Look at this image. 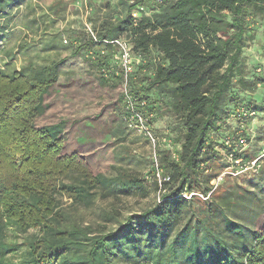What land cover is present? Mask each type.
<instances>
[{"label":"trees","instance_id":"1","mask_svg":"<svg viewBox=\"0 0 264 264\" xmlns=\"http://www.w3.org/2000/svg\"><path fill=\"white\" fill-rule=\"evenodd\" d=\"M23 5L32 10L33 1L0 0V56L11 61L15 54L4 43ZM102 7L105 12L91 19L95 38L72 32L65 44L59 30L44 51L67 48L85 58L93 81L72 82L120 90L102 133L108 144L109 135L137 131L129 127L124 75L114 68L118 48L111 44L122 37L131 41L135 68L128 88L138 111L152 114V131L162 105L179 119L173 130L178 158L170 149L161 158L163 175L171 179L161 200L143 212L126 218L105 212L114 228L64 225L58 193L91 204L97 195L148 198L149 187L127 171L110 176L95 169L91 155L73 147L98 142L90 131L95 127L78 128L73 118L50 113L64 60L0 70V264H264V171L248 178V186L227 185L229 175L211 193L213 179L229 168L234 148L226 145L228 137L259 119L256 145L264 139V73L245 53L264 20V0H104ZM61 9L63 1L49 6L53 14L42 22L53 24ZM241 108L257 118L243 116ZM257 151L244 156L251 159ZM67 178L69 184L62 182ZM187 193L211 195L206 200ZM30 230L36 233L28 235ZM10 234L27 236L19 242Z\"/></svg>","mask_w":264,"mask_h":264},{"label":"rangeland","instance_id":"2","mask_svg":"<svg viewBox=\"0 0 264 264\" xmlns=\"http://www.w3.org/2000/svg\"><path fill=\"white\" fill-rule=\"evenodd\" d=\"M31 1H33L32 10L25 9V5L19 8L21 12L15 20V25L11 26L10 40L4 43L7 44L9 50L13 51L15 58L11 61L10 59H6L5 54H2L0 56V70L4 69L6 72H11L13 70H19L22 66L32 62L46 64L51 60H64V64L60 69L61 77L57 85L58 93L51 96L53 100L50 113H59L62 117L73 118V120L80 122L77 125L78 128L84 127L87 124L94 126L95 129H91L90 131L94 137L97 136L98 139L100 138L98 142H96L97 140H93L95 143H91L84 148H80L77 142H73V147L81 153L91 155L92 166L95 169L110 176L117 175L121 171L138 175L145 180V184L148 185L150 191L148 198L123 194L116 197H101L97 195L91 204L75 202L63 193H58L57 198L60 202V209L67 219L64 225L74 224L82 227L90 225L96 231L103 225L107 226V228H114L115 225L113 223L106 221L105 212L113 213L114 215L119 213L126 218L135 213L139 214L143 212L150 205L161 200L163 190L160 186L158 187L159 190L156 188L155 181L157 182L159 178L157 177V170L155 172L156 178L153 170L157 169V165L160 171H162L161 158L165 149H170L173 153L178 152L177 150L180 148V145L177 143L179 136L177 131L175 132L173 130L179 126V119L169 111V107L167 106L162 105L159 112L157 109L153 131L157 137L155 148L152 141L147 140L138 131H130L129 129L124 130V136L112 137L109 135L108 137L114 141L111 139L112 141L110 143L105 144V141H102V133L108 130L107 123L113 117L112 111L114 109L112 108V104L116 102L120 90L108 92L110 90L98 89L95 85L90 86V83L84 85V81L83 83L72 82L78 78L82 80L83 78H88L89 80L87 81H93L87 73L89 65L85 58L73 54V50L67 48L50 52L44 51L47 40L56 31L60 30L64 32L63 41L65 39L68 40L67 43L64 42L65 44H70L68 36L72 32H76L77 34H91L89 28L92 27L94 31L95 27L91 19L97 13L102 15L105 12L102 7L104 0ZM62 1L65 4V9H61L59 15L54 16L55 22L50 25L49 23H43V19L47 22L49 21L47 16L53 14L49 10V6ZM15 12L17 11L15 10ZM34 18H37L38 21L30 24ZM258 21L256 25V28H258L257 39L249 44L245 53H247L248 61L259 67L260 73H264V20L260 19ZM45 24H47L48 28ZM23 45L25 49H29L27 54H24V50L20 48ZM6 63H9V66H5ZM69 82L72 84L71 86L62 87ZM261 97L262 95H259V99ZM99 115L100 120H98ZM259 122L258 119L256 122L249 121L245 123L250 133L257 134L256 130L260 125ZM231 123L233 129L238 127L236 126V121H231ZM119 139H123L122 142H118ZM252 175L253 173L251 172L239 176L230 175L229 179L225 180V182H227V185L236 184L237 182L238 184L248 186L250 182L247 179L251 178ZM70 181H72V178L62 180L65 184H69ZM34 233L36 231L30 230L28 235ZM26 236V234L21 235L20 238L16 239L10 234L9 239L23 242Z\"/></svg>","mask_w":264,"mask_h":264},{"label":"built area","instance_id":"3","mask_svg":"<svg viewBox=\"0 0 264 264\" xmlns=\"http://www.w3.org/2000/svg\"><path fill=\"white\" fill-rule=\"evenodd\" d=\"M162 0H156L157 4H160ZM89 31L91 35L94 36V31L92 27L89 28ZM67 42V41H65ZM112 45H116L118 48V51L114 53V68L117 66L120 68L121 73L124 75V84L123 89L125 92V104H126V111L128 112L127 120L129 123V127L132 129L137 130L140 134L146 136L147 139L153 142L154 148L157 144V138L154 135L152 128L149 124L148 119L152 118V114L148 115V113L139 112L137 109V104L130 93V89L128 88L129 79L131 74L134 71L135 68V58L132 53V44L131 41L128 40L125 37L119 38L111 42ZM143 106H145V103H142ZM240 114L243 116H249L253 118L256 117V113L245 110V108H241L238 110ZM256 135L254 133H250L249 129L246 127V124H242L236 133V136H230L226 140L227 146H232L234 148V151L230 152L228 155V163L229 168L213 179L211 185L213 186V191L223 183L224 179L229 175H243L247 172H251L253 174L261 173V171H264V139L261 140L257 145L255 141ZM252 149H258L257 155L252 157L251 159H247L245 155V152L252 150ZM174 158H178L177 154L174 153ZM157 177L159 178L158 184H160V188H163L164 191V185L166 182L170 181V175L165 174L163 175V170L160 171V168L157 167ZM162 177V179H161ZM204 196L201 194H198L202 198L208 200L210 199V195ZM194 195V193H187L184 195L186 198H190ZM197 195V196H198Z\"/></svg>","mask_w":264,"mask_h":264}]
</instances>
